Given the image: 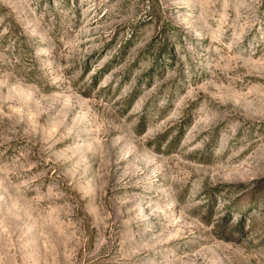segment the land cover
<instances>
[{
	"label": "rangeland",
	"instance_id": "rangeland-1",
	"mask_svg": "<svg viewBox=\"0 0 264 264\" xmlns=\"http://www.w3.org/2000/svg\"><path fill=\"white\" fill-rule=\"evenodd\" d=\"M0 264H264V0H0Z\"/></svg>",
	"mask_w": 264,
	"mask_h": 264
}]
</instances>
